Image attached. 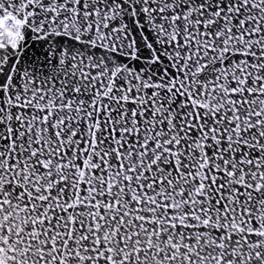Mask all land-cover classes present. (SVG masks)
<instances>
[{"label": "snow or ice", "instance_id": "obj_1", "mask_svg": "<svg viewBox=\"0 0 264 264\" xmlns=\"http://www.w3.org/2000/svg\"><path fill=\"white\" fill-rule=\"evenodd\" d=\"M0 264H264V0H0Z\"/></svg>", "mask_w": 264, "mask_h": 264}]
</instances>
